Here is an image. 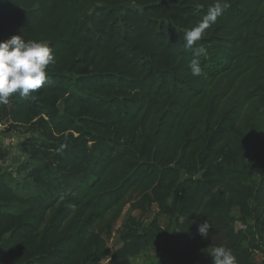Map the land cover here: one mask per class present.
I'll use <instances>...</instances> for the list:
<instances>
[{
	"label": "trees",
	"instance_id": "16d2710c",
	"mask_svg": "<svg viewBox=\"0 0 264 264\" xmlns=\"http://www.w3.org/2000/svg\"><path fill=\"white\" fill-rule=\"evenodd\" d=\"M0 57L30 77L0 114L40 134L0 165V264L264 262V0H0ZM131 201L171 226L113 251Z\"/></svg>",
	"mask_w": 264,
	"mask_h": 264
},
{
	"label": "rangeland",
	"instance_id": "374dc122",
	"mask_svg": "<svg viewBox=\"0 0 264 264\" xmlns=\"http://www.w3.org/2000/svg\"><path fill=\"white\" fill-rule=\"evenodd\" d=\"M22 64L15 58H1L0 57V77L8 78L19 93H24L25 85L27 84L30 77L21 72ZM8 130L12 133L15 138V145L18 148L19 144L28 136H40L39 132H33L28 130L26 127H19L16 129L9 126ZM18 143V144H17ZM20 148V146H19ZM20 150H22L20 148ZM23 152V151H22ZM24 155L25 152H23ZM15 174V173H14ZM140 197L139 194L133 195V201ZM133 201L126 204L118 217H111L103 226L104 236L107 239L109 247L115 251L122 245L120 239V229L123 222L130 216H134L139 219L145 225H149L155 217H158V223L160 227H170V219L162 214H159V207L157 203L152 204L150 209L143 212L141 209L135 207ZM166 243L165 242H152L140 255L133 258L134 264H158V261L166 258ZM256 264H264L263 256L256 254L254 257ZM109 259H105L103 264H108ZM204 264V263H198Z\"/></svg>",
	"mask_w": 264,
	"mask_h": 264
},
{
	"label": "built area",
	"instance_id": "2783aa9c",
	"mask_svg": "<svg viewBox=\"0 0 264 264\" xmlns=\"http://www.w3.org/2000/svg\"><path fill=\"white\" fill-rule=\"evenodd\" d=\"M10 122L2 114H0V147L8 149V156L0 159V165L8 170L15 172L16 167L25 160L24 153L15 145V138L8 130ZM18 144V143H17Z\"/></svg>",
	"mask_w": 264,
	"mask_h": 264
}]
</instances>
